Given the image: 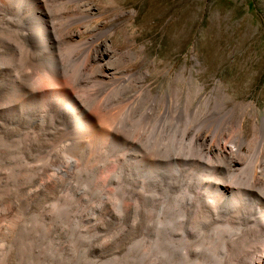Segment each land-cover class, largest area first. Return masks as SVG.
I'll return each instance as SVG.
<instances>
[{
  "label": "rangeland",
  "instance_id": "1",
  "mask_svg": "<svg viewBox=\"0 0 264 264\" xmlns=\"http://www.w3.org/2000/svg\"><path fill=\"white\" fill-rule=\"evenodd\" d=\"M56 1L51 0V4ZM58 1L65 9L89 10L85 21L91 34L86 35L100 42L94 48L101 50L106 45L116 56L111 65L128 68L130 85L139 84L143 90L139 103L120 104L122 108L127 106V112L118 119L125 131L137 134L139 129V136H146L165 155V148L177 145L184 127L199 123L202 112L211 110L206 121H241L246 146L241 144L240 154L250 156L260 150L257 171L264 169V0ZM0 54V64L10 57L7 50L0 49ZM117 91L111 85L108 99L120 102ZM127 140L119 136L113 147L126 149ZM13 144L0 138V264H169L165 258V224L170 218L167 201L171 196L167 197L165 179L158 181L154 177L159 167L152 169L151 177L140 175L147 187H134L136 193L133 172L121 165L118 176L123 180L119 177L120 184L114 189L104 185L110 195L101 200V188L94 183L93 172L96 170L97 180H104L106 175L95 166L99 163L88 161L74 168L79 173L71 169V176L63 177L54 187L46 184L45 194L41 195L35 186L43 162L35 165L36 161H29L27 165L25 155ZM177 151L184 153L185 149ZM177 159L184 163L188 160L182 166H190L191 160ZM165 160L155 161L162 166L174 161ZM128 183L137 197L129 193ZM49 211L50 216L46 213ZM111 212L109 226L99 228L104 215ZM207 224L201 236L206 234ZM213 246H207V264L214 262L213 254L218 251ZM185 251L189 256L181 262L192 264L190 259L200 262L204 250L194 251L189 246ZM176 261L170 264H178Z\"/></svg>",
  "mask_w": 264,
  "mask_h": 264
},
{
  "label": "bare ground",
  "instance_id": "2",
  "mask_svg": "<svg viewBox=\"0 0 264 264\" xmlns=\"http://www.w3.org/2000/svg\"><path fill=\"white\" fill-rule=\"evenodd\" d=\"M58 2L54 6L51 0H0V49L10 52L6 62L0 64V138L16 143L13 145L25 155L24 161H36L35 165L43 162L36 171L37 192L45 194L46 184L54 187L63 177L71 176V169L95 161L99 163L93 162L95 166L106 175L104 180L99 179L101 187L98 177L94 178L96 170L93 172L94 183L102 192L97 198L109 199L110 190H104V185L114 189L120 184L121 165L133 172V188L146 186L140 177H151L152 169L159 167L154 177L158 181L165 179L167 197L171 196L167 201L170 218L165 224V258L169 264L175 258L178 264L187 261L185 248L189 246L194 251L204 250L200 262L193 258L192 264H207L209 244L218 248L211 264H264V169L257 171L256 166L262 153L257 150L250 156L240 154L241 121H206L212 111L201 110L200 122L184 127L176 139L177 145H172L174 149L165 148V155L146 136L140 137L139 129L138 135L125 131L118 119L127 112V106L122 108L120 104H135L143 90L139 84L130 85L128 68L111 65L116 56L106 45L101 50L94 48L100 42L95 43L97 39L86 35L91 34L85 21L89 10L65 9ZM111 85L116 86L120 95L118 103L108 99ZM119 136L128 139L126 149L113 147ZM179 148L185 149L180 152L182 155ZM177 158L191 160L190 166L183 167L188 160L184 163L175 161ZM158 159L174 161L162 166L155 161ZM130 184L129 193L136 190L132 191ZM104 216L99 228L109 226L113 214ZM204 224L207 231L201 236Z\"/></svg>",
  "mask_w": 264,
  "mask_h": 264
}]
</instances>
